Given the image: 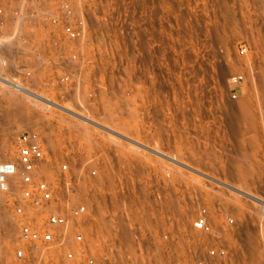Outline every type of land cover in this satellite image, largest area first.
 I'll use <instances>...</instances> for the list:
<instances>
[{
    "label": "rangeland",
    "instance_id": "374dc122",
    "mask_svg": "<svg viewBox=\"0 0 264 264\" xmlns=\"http://www.w3.org/2000/svg\"><path fill=\"white\" fill-rule=\"evenodd\" d=\"M0 1L22 13L0 29V50L23 86L0 90V162L15 160L18 133L37 132L45 177L63 162L75 174L64 207L91 194L82 179L97 169L95 189L132 182L152 207L162 188L167 215L188 231L206 205L235 264H264V0H87L85 34L73 44L31 16L45 1ZM129 197L105 194L118 207ZM12 208L0 195V264L19 246Z\"/></svg>",
    "mask_w": 264,
    "mask_h": 264
},
{
    "label": "built area",
    "instance_id": "2783aa9c",
    "mask_svg": "<svg viewBox=\"0 0 264 264\" xmlns=\"http://www.w3.org/2000/svg\"><path fill=\"white\" fill-rule=\"evenodd\" d=\"M43 1L45 6L33 9L31 16L43 17L52 32L69 43L82 40L86 30L82 4L88 1ZM21 15L20 9L0 1V29H10ZM246 50L244 45L240 46L238 53L243 55ZM7 71V60L0 50V90L21 93L17 90L23 86L9 77ZM61 80L66 81L67 77ZM244 81L242 74L230 79L231 99L237 98ZM13 145L15 160L0 162V195L13 201L12 220L18 226L19 246L14 249L10 264H235L230 244L213 238L206 205L192 220L191 230L201 235H192L177 218L172 220L167 215L169 206L162 199V188L153 189L156 198L152 207L139 198L138 185L132 182L126 188L119 183L95 189L101 174L92 169L82 179L93 188L91 194L85 195L82 203L66 208L64 201L73 193L68 186L75 175L68 164H60L55 179L49 181L45 177L48 162L45 139L37 132L22 131L14 137ZM160 156L169 158L163 153ZM153 176L157 184L164 183L156 174ZM148 184L142 179L144 195L152 191L146 188ZM125 193L130 197L127 205L122 204L124 210L112 205V198H108L111 200L108 206L105 194L115 197ZM232 222L231 218H225L223 232H228Z\"/></svg>",
    "mask_w": 264,
    "mask_h": 264
},
{
    "label": "bare ground",
    "instance_id": "6f19581e",
    "mask_svg": "<svg viewBox=\"0 0 264 264\" xmlns=\"http://www.w3.org/2000/svg\"><path fill=\"white\" fill-rule=\"evenodd\" d=\"M251 124H252V123H251ZM250 126H251V125H250ZM250 126H249V130H250V129H254V127H252V126H254L253 124H252L251 127H250ZM10 130H11V129H10ZM250 131H251V130H250ZM253 131H254V130H253ZM257 131H258V130H257ZM257 131H256V132H257ZM10 132H12V130H11ZM9 134H10V133H9ZM253 136H254V135H253ZM262 138H263V137H262ZM253 139H254V138H253ZM254 140H255V139H254ZM229 144H230V143H229ZM2 150H6V149L2 148ZM242 154H243V153H242ZM246 155H247V154H246ZM254 157H255V156H254ZM8 250H9V249H8Z\"/></svg>",
    "mask_w": 264,
    "mask_h": 264
}]
</instances>
